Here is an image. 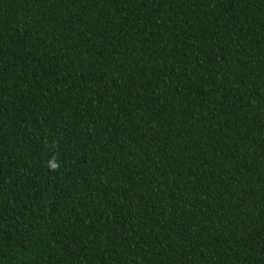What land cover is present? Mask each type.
Wrapping results in <instances>:
<instances>
[{
    "label": "trees",
    "instance_id": "16d2710c",
    "mask_svg": "<svg viewBox=\"0 0 264 264\" xmlns=\"http://www.w3.org/2000/svg\"><path fill=\"white\" fill-rule=\"evenodd\" d=\"M0 264H264V0H0Z\"/></svg>",
    "mask_w": 264,
    "mask_h": 264
}]
</instances>
